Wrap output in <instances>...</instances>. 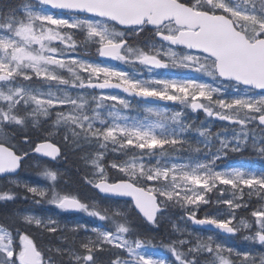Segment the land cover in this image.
Masks as SVG:
<instances>
[{
    "label": "snow or ice",
    "instance_id": "obj_1",
    "mask_svg": "<svg viewBox=\"0 0 264 264\" xmlns=\"http://www.w3.org/2000/svg\"><path fill=\"white\" fill-rule=\"evenodd\" d=\"M170 70L188 75L161 74ZM185 109L227 126L213 133L188 121ZM193 132L195 148L187 139ZM249 148L264 158V0H0V176L35 204L103 222L64 225L70 236L54 261L38 240L61 231L58 220L3 217L0 264H264V251H241L215 236L188 233L157 246L148 235L178 207L194 225L246 232L244 241L264 249V170L218 168ZM66 150L83 153L81 183L105 204L59 185L63 174L50 165L67 160ZM185 151L203 159L181 157ZM34 158L47 185L11 178ZM14 199L11 190L0 192V202ZM212 204L226 207L198 217ZM250 208L254 219L238 218ZM133 220L152 227L140 230ZM158 248L164 252L153 254Z\"/></svg>",
    "mask_w": 264,
    "mask_h": 264
},
{
    "label": "rangeland",
    "instance_id": "obj_2",
    "mask_svg": "<svg viewBox=\"0 0 264 264\" xmlns=\"http://www.w3.org/2000/svg\"><path fill=\"white\" fill-rule=\"evenodd\" d=\"M84 51H85L84 49H81V52H84ZM97 62H100V61L98 60ZM103 62L112 64L114 66L122 67V68H124V70L129 71V72L133 71V69L131 67H129V69H125L126 68L125 66L120 65L119 62H116V61H103ZM161 74H163V75H176L178 77L188 75L183 70H170L169 73H163L162 72ZM143 75L147 76V73L144 72ZM204 79L207 80V77H204ZM38 87L42 88L45 91L47 90L46 86H44V85H41V86H38ZM168 104L172 105L173 103L172 102H163L162 104H159L158 106L167 107ZM174 105H176L178 107L177 109L180 110L181 106L179 104H174ZM185 112H186V114L190 115V117L192 119H196L198 117L203 118L204 119V126L211 125V127H212L213 126L212 124L214 122H221L219 120H215V119L206 117L205 114L202 111L197 112V113H192L190 110L185 109ZM129 114L130 115H135V113H129ZM140 115L143 116L144 114L140 113ZM222 123L224 124L223 127L227 126L226 122H222ZM196 138H197L196 135H192L190 133L187 134V139L189 141H191L193 148L198 146L197 143H196L198 139H196ZM199 146L203 147L202 144H200ZM187 153H189V152L187 151ZM189 155H192L194 159H203V153L202 152L199 153V154H197V153H189ZM109 158H112L111 157V153H110ZM27 161L28 162L26 163V166H25L26 169L24 170V172H26V171H28L30 169L34 170V171H40L42 166H43L42 163L41 164L37 163V159L36 158L31 159V160H27ZM233 165L235 167H242V164H240V163L239 164H233ZM51 167H54V168L58 169L63 174L62 176L66 177V172H68L66 169H62L60 166H51ZM11 178L30 183L32 185H38L37 183L39 182L38 179L27 181L26 179H24L21 176L11 177ZM8 179L9 178L0 181V192L10 190L13 187L15 189H20V190L23 189L21 187H17L16 185H12V184L8 183ZM48 183L49 182L47 180H43V182H42V184L40 186H45ZM66 184H67L66 180H63L62 182L59 181V185L63 189H65L67 191V188L65 186ZM227 196H231V193H228ZM80 197L82 199H84L85 202H88V203H92L93 201H96V202L100 203L101 205L106 203L101 198H99V199H89L85 194H80ZM9 202H11V201H9ZM2 206L4 208V205H2V202H0V208H2ZM225 207L226 206L220 207L218 212H223L225 210ZM6 209H8L11 212V214H9L7 211H5ZM17 213L21 214V215L22 214H34V215H36L38 217L45 218V219L48 218V217H52L53 219H56V220H58L60 222L61 231L55 233L57 235L49 234V233H46V235H55V241H54L55 244H61V246H56V245L52 246L49 243H47L49 241H47L46 243H43V247L45 248V250H47L48 248H52L53 249V253H55L54 249L56 247H65V246H62V244L65 243V241L62 238H63V236H65L67 234H70V233H68L66 230H64V225L72 226V225H75V224L82 223L83 220H85L86 223H87V220H93L94 222L97 220V219H94V218L90 219V217L86 216L84 213H81V214L79 213L80 215L78 214V215L72 216V214H70L68 212H62L61 210H59V209L55 208L54 206L49 205L47 203L35 204L32 201L30 203V205L25 204V205L21 206L20 208H16V209H11L10 210L9 206H7L4 209H0V222H3V217L9 216V215H14V214H17ZM74 214H77V213H74ZM98 224H99V226H101L102 222L98 221ZM174 224L176 225V228H181V229H185L186 230L183 233V235L180 232H178L176 230V228H174V226H173ZM159 227H163L165 229V231L167 232V235L171 238V240H178V239H182V238H187L188 237V233H192V238L193 239H195L196 235H201L203 237H207V236H205V232L204 231H202L200 229H196V228L193 227L191 221L187 220L186 215H176V214H172L170 212H167L165 214V217L160 221L158 228ZM89 228H91V227H89ZM147 228H149V227H147ZM246 234H247L246 232L242 231L241 233H239V236H237L235 238V240L226 239V240H221L220 242L225 243V244L230 246V245L234 244L236 241H240V242L243 243L242 244V246H243L242 249L243 250H248L250 247H253V249L255 251H257V252L264 251V249H261L259 247V245L251 246L248 242L244 241L242 239V237L244 235H246ZM81 235H84V233H81ZM148 235L151 236V237H154V239H157L160 236L159 233H157L154 230L149 232ZM216 238L218 239V237H216ZM46 239H50V238H46ZM170 241H168V242H170ZM159 253L160 252L155 251L153 254H159Z\"/></svg>",
    "mask_w": 264,
    "mask_h": 264
},
{
    "label": "trees",
    "instance_id": "obj_3",
    "mask_svg": "<svg viewBox=\"0 0 264 264\" xmlns=\"http://www.w3.org/2000/svg\"><path fill=\"white\" fill-rule=\"evenodd\" d=\"M7 2H11V4L13 6H16L18 4H21L23 1L22 0H7ZM7 2L5 5H7ZM42 84H35V87L41 86ZM188 121H192L194 122L196 125H200L201 122H204V119H192L189 116H186ZM213 126L211 127V131L213 133L221 130L223 128V123L222 122H214L212 124ZM47 126V125H46ZM192 135H196L194 132L190 133ZM197 136V135H196ZM196 139H200L198 136ZM83 153H78V152H72V151H68L66 150V155H67V160L61 159L59 161H56L59 165H61L62 167H64V169H66L68 172H66V177L65 176H61L60 178V182H62L63 180H66L67 184L65 185L67 188V191L72 192V193H76V194H85L89 199H98L99 197L95 194L94 190H90V186H86L83 183H81V177L84 175V165L83 162L80 160V156ZM189 153H187V151L181 153V157H188ZM242 164V167L244 168H254L257 170H264V158L260 157L256 152L252 151L251 148L244 150L240 153H229L228 157L220 162L218 164V168L222 169L226 166H230V167H235L233 164ZM25 168H22L21 172H20V176L23 177L24 179H26L27 181H31L34 179H38V185H41L43 180V178H41L37 173L39 171H34V170H28L26 172H24ZM24 172V173H23ZM12 193L15 194V196L18 198L14 199L13 201L9 202H2V205H4V208L9 206L10 210L11 209H16V208H20L21 206L28 204L30 205V203L32 202V199H25L26 196H29L30 194H28L24 189L20 190V189H15L14 187L10 189ZM247 192V190L245 189V193ZM230 193V192H229ZM216 195H218L217 193H213L210 194L211 199L215 200ZM245 200H248L249 198L247 197V195L245 194L244 196ZM259 203L258 198L253 195L251 197V205L252 207L257 206V204ZM222 206L217 207L215 204L212 205H208V206H201V210L198 213V217H202L204 215L205 210H207L210 214H216L219 210V208ZM3 206L0 209H4ZM250 209H248L247 211L245 210H239L238 211V218L241 216H247L250 220L254 219L250 217ZM5 211H7L9 214H11V212L6 209ZM170 213L172 214H176V215H185L184 211L180 208H172L169 209ZM91 219V218H90ZM81 224V223H80ZM82 224H87L88 227H99L98 221L96 220L95 222L93 220H87V223L85 222V220H83ZM103 224V222H102ZM133 224L135 225H139L140 226V230H143L144 228H151L152 226L149 225H140L139 221H135L133 220ZM154 231H156L157 233H159V237L157 239H154V244H156L157 246L160 245L161 243H168V241L171 240V238L167 235V232L165 231V229L163 227H159V228H155L153 229ZM57 235V234H55ZM55 235H46V233L44 234L43 238L38 240V242L41 244V246L43 247V243H49L50 245L54 246H61V244H55ZM68 236H70V234H67ZM81 235V234H80ZM66 236V235H65ZM205 236H216L218 237V240H226L224 238H222L221 236L214 234V233H207L205 232ZM239 236V234L236 235V237ZM64 237V236H63ZM232 238V240H235V238ZM46 238H50V239H46ZM63 239V238H62ZM64 240V239H63ZM242 242L240 241H236L234 244L230 245L232 247L238 248L241 251H244L242 249ZM62 246H67L66 242L62 244ZM156 251L163 253L164 250L162 248H158ZM53 257L54 261H58L60 259L59 256H57L55 253H50ZM165 255L170 256L169 253H164ZM100 259L103 260H107L108 256L105 253H100L98 254Z\"/></svg>",
    "mask_w": 264,
    "mask_h": 264
},
{
    "label": "water",
    "instance_id": "obj_4",
    "mask_svg": "<svg viewBox=\"0 0 264 264\" xmlns=\"http://www.w3.org/2000/svg\"><path fill=\"white\" fill-rule=\"evenodd\" d=\"M33 2H35V0H33ZM54 12H57L58 10H53ZM103 59V58H102ZM107 91H109V92H115V93H120V94H122V95H125L124 93H122V92H120L119 90H116V89H110V90H107ZM134 99V98H133ZM149 103H157V101H155V102H153V101H149ZM45 159H47V158H45ZM20 170V169H19ZM19 170H18V172H19ZM17 172V173H18ZM16 173V174H17ZM16 174H14V175H16ZM5 176H0V178H4ZM99 195V194H98ZM100 196V195H99ZM192 223V222H191ZM192 225H193V227H195V228H202V229H204V230H206V231H210V232H216V233H219L218 232V230H216V229H214L212 226H197V225H194L193 223H192ZM222 235H224V236H230V235H227V234H222Z\"/></svg>",
    "mask_w": 264,
    "mask_h": 264
},
{
    "label": "bare ground",
    "instance_id": "obj_5",
    "mask_svg": "<svg viewBox=\"0 0 264 264\" xmlns=\"http://www.w3.org/2000/svg\"><path fill=\"white\" fill-rule=\"evenodd\" d=\"M201 230V229H200Z\"/></svg>",
    "mask_w": 264,
    "mask_h": 264
}]
</instances>
